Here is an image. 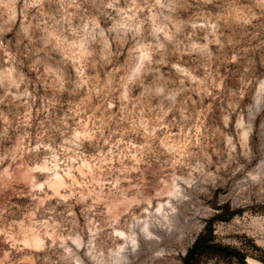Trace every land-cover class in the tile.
Segmentation results:
<instances>
[{"label": "rangeland", "instance_id": "1", "mask_svg": "<svg viewBox=\"0 0 264 264\" xmlns=\"http://www.w3.org/2000/svg\"><path fill=\"white\" fill-rule=\"evenodd\" d=\"M202 234L192 264H264V0H0V264Z\"/></svg>", "mask_w": 264, "mask_h": 264}, {"label": "trees", "instance_id": "2", "mask_svg": "<svg viewBox=\"0 0 264 264\" xmlns=\"http://www.w3.org/2000/svg\"><path fill=\"white\" fill-rule=\"evenodd\" d=\"M205 244V235L202 234L199 236V238L196 240L192 248L189 249L185 259L184 264H192V261L194 258H196L197 255L201 252V247Z\"/></svg>", "mask_w": 264, "mask_h": 264}, {"label": "bare ground", "instance_id": "3", "mask_svg": "<svg viewBox=\"0 0 264 264\" xmlns=\"http://www.w3.org/2000/svg\"><path fill=\"white\" fill-rule=\"evenodd\" d=\"M145 223H146V222H145ZM147 224H149V223H147ZM144 228H145V224H144ZM151 229H152V228H151ZM146 230H147V228H146ZM124 233H125V232H124ZM124 233H122V234H124ZM149 233H150V230H149ZM149 233H147V234L149 235ZM126 234H127V233H126ZM126 234H125V235H126ZM150 234H151V233H150ZM130 237H131V236H130ZM133 238H135V237L133 236ZM136 238H137V237H136ZM35 240L38 241V242L40 241L38 238H36ZM127 240H128V239H127ZM132 240H133V239H132ZM135 241H137V240H135ZM135 244H136V242H135ZM124 245H125V244H124ZM124 245H123V246H124ZM123 246H122V248H123ZM122 250H123V249H122ZM122 257H123V253H122Z\"/></svg>", "mask_w": 264, "mask_h": 264}]
</instances>
